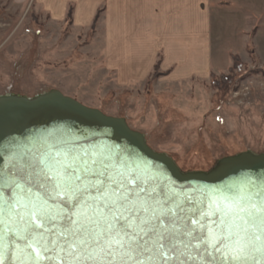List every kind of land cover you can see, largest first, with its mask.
<instances>
[{
	"label": "snow or ice",
	"instance_id": "obj_1",
	"mask_svg": "<svg viewBox=\"0 0 264 264\" xmlns=\"http://www.w3.org/2000/svg\"><path fill=\"white\" fill-rule=\"evenodd\" d=\"M140 159L49 134L0 172V264H264V171L178 185Z\"/></svg>",
	"mask_w": 264,
	"mask_h": 264
},
{
	"label": "rangeland",
	"instance_id": "obj_2",
	"mask_svg": "<svg viewBox=\"0 0 264 264\" xmlns=\"http://www.w3.org/2000/svg\"><path fill=\"white\" fill-rule=\"evenodd\" d=\"M225 3L214 0L211 78L168 83L161 76L120 88L104 71L95 27L57 25L33 2L0 0V96L57 90L123 118L182 172H206L245 151L264 153V13Z\"/></svg>",
	"mask_w": 264,
	"mask_h": 264
},
{
	"label": "crops",
	"instance_id": "obj_3",
	"mask_svg": "<svg viewBox=\"0 0 264 264\" xmlns=\"http://www.w3.org/2000/svg\"><path fill=\"white\" fill-rule=\"evenodd\" d=\"M4 1L17 6L33 2L57 25L71 9L73 29L95 27L104 71L117 87L145 82L158 60L161 80L168 83L207 79L211 73L214 0ZM223 1L264 13V0ZM242 9L240 13L251 11Z\"/></svg>",
	"mask_w": 264,
	"mask_h": 264
},
{
	"label": "water",
	"instance_id": "obj_4",
	"mask_svg": "<svg viewBox=\"0 0 264 264\" xmlns=\"http://www.w3.org/2000/svg\"><path fill=\"white\" fill-rule=\"evenodd\" d=\"M80 133L89 134L96 142L139 153V163H146L152 171L178 185L219 184L245 171H264V153L245 151L221 158L206 172H182L169 156L151 149L145 137L130 129L123 118L106 116L50 90L30 98L0 96V172H7L19 157L40 149L49 134L69 138Z\"/></svg>",
	"mask_w": 264,
	"mask_h": 264
},
{
	"label": "trees",
	"instance_id": "obj_5",
	"mask_svg": "<svg viewBox=\"0 0 264 264\" xmlns=\"http://www.w3.org/2000/svg\"><path fill=\"white\" fill-rule=\"evenodd\" d=\"M66 21H68V23L70 24L71 23V9H69L68 10V12H67V14H66V19H65ZM96 20H97V17H96ZM67 23V22H66ZM92 28H93V26H92ZM91 28V29H92ZM234 62H236V60L234 61ZM238 68V66H237V64L234 66V70H236L237 68ZM163 74L162 73H160L159 72V60L157 61V63L155 64V66H154V68H153V71H152V73H151V75H150V77L148 78V80H147V82L148 81H151V79L153 80V79H157V78H159V77H161ZM232 76V75H231ZM212 77V74L210 73V75H209V78H211ZM228 79H230V76H229V78H227V77H224V78H222V80L223 81H227ZM213 83V85H216V81H214V82H212ZM216 163V162H215ZM215 163H214V165H215ZM213 165V166H214ZM212 166V167H213ZM211 167V168H212ZM210 168V169H211Z\"/></svg>",
	"mask_w": 264,
	"mask_h": 264
}]
</instances>
